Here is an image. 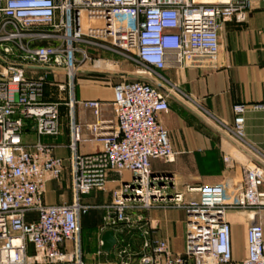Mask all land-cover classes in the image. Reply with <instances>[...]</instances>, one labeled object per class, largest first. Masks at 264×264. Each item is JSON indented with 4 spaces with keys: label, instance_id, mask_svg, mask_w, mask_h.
<instances>
[{
    "label": "built area",
    "instance_id": "2783aa9c",
    "mask_svg": "<svg viewBox=\"0 0 264 264\" xmlns=\"http://www.w3.org/2000/svg\"><path fill=\"white\" fill-rule=\"evenodd\" d=\"M250 11V0H0V264H84L82 218L91 207L83 197L106 191L114 177L120 189L101 232L120 230L118 223L142 229L144 218L128 215L138 210L168 208L186 216L184 254L175 255L167 240L147 238L142 264H234L227 216L235 211L254 214L241 264H264V225L255 220L264 210L263 167H246L240 181L171 191L170 178L152 171L153 161L172 163L176 156L159 120L170 110L171 91L139 80L117 83L113 119L103 118L102 101L77 98L79 72L96 63L98 52L164 80L166 70L215 59L223 25L247 22ZM60 75L55 86L62 100L44 102L48 78ZM61 105L68 109L67 161L53 155V144L30 149L23 142L28 122L39 137L60 135ZM78 107L91 110L94 122L82 123ZM233 113L232 131L244 140L245 105H235ZM85 131L99 145L94 153H80ZM66 164L72 201L47 205L45 185L61 180ZM130 256L124 249L116 264H128Z\"/></svg>",
    "mask_w": 264,
    "mask_h": 264
},
{
    "label": "crops",
    "instance_id": "0c3cea01",
    "mask_svg": "<svg viewBox=\"0 0 264 264\" xmlns=\"http://www.w3.org/2000/svg\"><path fill=\"white\" fill-rule=\"evenodd\" d=\"M250 1L251 11L247 22L231 21L223 25L220 31V52L215 59L196 67L162 72L170 77L172 86L180 92H174L169 100V112L161 114L159 120L170 133L175 147L179 149L180 144H186L188 150L187 169L179 165V170L172 167L174 162H152L154 173L172 178L171 191L181 192L176 188L181 182L185 184L186 192L190 187L216 186L229 179L240 181L246 167L257 165L264 168V110L256 108L264 105V0ZM95 55L96 63L85 64L79 72L77 98L81 101H102L105 104L103 118L113 119V87L118 83L117 79H130L133 73L120 70L113 53L98 52ZM38 73L42 74L43 71ZM116 73L123 76H116ZM60 77L48 78L44 102L62 100L63 95L58 94L55 86V81H63V76ZM161 88L165 89L163 86ZM237 104L246 107L244 140H240L232 131L233 107ZM59 111L60 135L39 137L34 124L28 122L23 142L30 149L39 142L53 144V155L67 161L71 155L68 109L61 105ZM200 111L209 118L202 121ZM77 118L84 124L94 122L92 111L83 107H78ZM84 138L86 141L79 149L81 154L94 153L99 149L98 143L91 141L88 131L84 132ZM126 178L127 175H123L121 180ZM111 181L118 186L120 184L117 177ZM108 185L104 192H93L83 197V203L91 207L89 214L92 224L85 227L82 220L84 264H116L119 254L126 248H129L131 254L128 264H142L143 245L147 238L167 240L175 255L184 254L186 224L182 222L181 211H155L148 217L142 216L143 228L140 230L132 231L120 226V230L115 231L117 245L113 250L114 257L103 251L102 237L105 232L100 229L108 214L106 207L113 202L116 190ZM43 197L47 205L69 204L72 201L68 164L61 180L47 181ZM101 200L103 204L96 206V201ZM98 210H102L101 214ZM248 217H254V214ZM227 220L232 225L233 261L234 264H241L247 256L246 219L228 215ZM255 220L264 225V210L255 214ZM180 223L184 228L182 232L179 229ZM145 229L150 232L148 237L143 234ZM88 245L95 246V249L88 248ZM99 251L103 253L98 255Z\"/></svg>",
    "mask_w": 264,
    "mask_h": 264
},
{
    "label": "rangeland",
    "instance_id": "374dc122",
    "mask_svg": "<svg viewBox=\"0 0 264 264\" xmlns=\"http://www.w3.org/2000/svg\"><path fill=\"white\" fill-rule=\"evenodd\" d=\"M95 56L96 55H93L92 59H95L96 58ZM115 56L116 57H114V61L119 63L120 70H130L133 73L130 76L131 77L130 79L129 78H119V79H117L118 83L123 82V81H127V80H130V81L139 80V81H142V82H145V83H151V84L157 85L160 88L163 86V87H165V89H163V90L168 91V92L171 91L172 95H174V92H175V94L178 93V92H176L175 90L172 89L171 81L169 80L170 77H168L164 73H161L163 78H165L164 80L155 79V77L150 76L148 73H144V71L142 69L136 67L135 64L127 61L126 59H123L122 57H120L118 55H115ZM116 76H123V75L119 74V73H116ZM200 115L202 117V121H204V120L209 118L207 116V114H205L203 112H201ZM169 136H170L171 143L174 145L173 140L171 139L170 133H169ZM174 147H175V145H174ZM175 153H176V156H175V159L173 161L174 164H173L172 167L178 169V165H179L180 167L183 166V167H185V169H187V166H188L187 145L186 144H180L179 145V149H177L175 147ZM169 183H170V185H173V180H172L171 177L169 179ZM109 185H112L114 188H116V190H114V192L117 191L118 189H120V185L118 186V184L116 182H114V181H111L109 183ZM176 188L178 190H180L181 192H184L186 190L185 189V184H183L182 182L179 183V186H177ZM96 202H97V203H95L96 206H101L103 204L102 200L101 201H96ZM155 205H162V204L158 203V204H155ZM162 206H164V205H162ZM155 211H158V212H171V211H180V210L168 209V208H153V209H148V210H140V211L138 210V212L135 211V213H128V215L131 216V217L132 216L136 217L138 215H141V216H144V217H148L150 214H152ZM98 212H99V214H101L102 210H98ZM180 213H182V215H183V221L182 222H185V224H186V216H185L184 212L181 211ZM250 214H251V212L245 213V212H242V211H235V212H231L229 215H233L235 217H238L239 219H246V221H244V222H245V224L247 226H249L250 220H249L248 216H250ZM118 226H122V224L118 223ZM179 229H180V232L184 231L183 224L180 223ZM89 247L92 250L95 249V246H93V245H88V248Z\"/></svg>",
    "mask_w": 264,
    "mask_h": 264
},
{
    "label": "water",
    "instance_id": "95a60500",
    "mask_svg": "<svg viewBox=\"0 0 264 264\" xmlns=\"http://www.w3.org/2000/svg\"><path fill=\"white\" fill-rule=\"evenodd\" d=\"M116 245L117 239L115 237V232L112 230L105 232L102 237V250L110 253L112 257H114L113 250L115 249Z\"/></svg>",
    "mask_w": 264,
    "mask_h": 264
},
{
    "label": "trees",
    "instance_id": "16d2710c",
    "mask_svg": "<svg viewBox=\"0 0 264 264\" xmlns=\"http://www.w3.org/2000/svg\"><path fill=\"white\" fill-rule=\"evenodd\" d=\"M88 214H89V212L87 214H85L82 218V220L85 224V227H90L92 225L90 222V214L89 215Z\"/></svg>",
    "mask_w": 264,
    "mask_h": 264
}]
</instances>
